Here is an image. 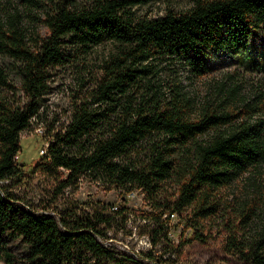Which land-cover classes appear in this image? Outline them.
<instances>
[{
	"label": "trees",
	"instance_id": "obj_1",
	"mask_svg": "<svg viewBox=\"0 0 264 264\" xmlns=\"http://www.w3.org/2000/svg\"><path fill=\"white\" fill-rule=\"evenodd\" d=\"M148 1L50 0L44 20L48 35L40 42H27L15 26L9 32L0 30V52L17 63L26 100L14 107L0 98V181L18 183L24 176L26 165L16 159L21 133L43 107L47 71L72 57L62 47L83 55L112 42L116 51L102 65L92 100L108 107L92 112L82 106L64 132L46 142L33 171L65 170L59 190L77 186L85 177L114 188L122 198L141 191L149 206L141 217L152 225L151 248L127 253L125 264H178L185 243L204 239L203 221L224 210L219 190L264 163V127L234 124L238 116L218 106L207 105L193 113L180 95L160 102L156 92L138 94L151 72L148 62L160 55L182 56L199 74L211 72L209 61L221 52L244 62L242 54H248L250 45L264 41V0H192L180 13L168 11L156 18L137 15L133 8ZM248 63L264 71V60L249 55ZM6 79L0 70V85H6ZM1 190L0 261L13 257L6 236L27 246L28 264L119 263L115 248L105 243V227L124 214L123 205L110 216L104 211L32 213L20 209ZM187 210L175 246L169 237L170 215ZM238 218L240 225L228 229L225 250L251 264H264V233L243 236L244 226L253 219L251 208L246 206ZM190 227L193 234L183 240ZM161 238L176 248V254L168 246L160 254L153 251Z\"/></svg>",
	"mask_w": 264,
	"mask_h": 264
},
{
	"label": "rangeland",
	"instance_id": "obj_2",
	"mask_svg": "<svg viewBox=\"0 0 264 264\" xmlns=\"http://www.w3.org/2000/svg\"><path fill=\"white\" fill-rule=\"evenodd\" d=\"M76 2L84 4L87 0ZM191 3L192 0H149L135 6L133 10L139 16L156 18L168 11L183 12ZM50 5V0H0V30L9 32L15 26L25 35L27 42H40L48 35L44 20ZM61 51L72 57L47 71V93L44 95L43 107L21 133L18 160L26 165L24 176L18 183L12 179L0 181V188L3 195L13 200L20 209L32 213L92 214L104 211L110 216L115 213L110 209L111 206L119 209L123 205L124 214L116 215L105 228L109 244L115 248L118 264H125L129 260L127 253L151 248L152 225H148L141 217L149 210L143 193L137 190L135 198H122L114 188L99 185L85 177L81 178L77 186L59 190V181L67 176L65 170L47 174L33 171L41 158L40 151L47 147L46 142L64 132L82 106H87L92 112H101L108 107L106 104L96 105L92 100L97 81L102 75V65L116 51L115 45L105 42L83 55L71 48L62 47ZM247 53L242 54L244 62H240L239 57L219 53L214 60L209 61L213 68L206 74L196 72L190 60L182 56L160 55L148 62L151 72L138 94L151 96L156 92L160 102L170 101L180 95L183 101L192 106L193 113L207 105L218 106L220 110L226 108L238 116L234 124L260 123L264 127V71L248 63L249 55L264 60V41L260 43L255 40ZM0 70L7 77L6 85H0V98L14 107L25 104L18 65L3 52H0ZM155 138L158 139L157 136ZM145 154L143 152L139 158L144 159ZM218 195L224 202V210L219 216L203 221L200 231L204 239L185 243L177 258L178 264H251L238 254L228 253L225 243L228 229L240 225L238 217L246 206L251 208L253 219L244 226L243 236L245 234L249 238L264 233V163L250 167L221 188ZM187 214L189 210L170 221L171 240L175 246L180 243L179 236L184 227L182 222ZM193 232L191 227L184 230L183 240H188ZM5 239L6 248L13 257L9 262L0 261V264H28L25 259L27 246L20 239H8L6 236ZM166 246L168 243L161 238L153 251L160 254ZM168 247L176 254V248Z\"/></svg>",
	"mask_w": 264,
	"mask_h": 264
},
{
	"label": "built area",
	"instance_id": "obj_3",
	"mask_svg": "<svg viewBox=\"0 0 264 264\" xmlns=\"http://www.w3.org/2000/svg\"><path fill=\"white\" fill-rule=\"evenodd\" d=\"M45 146H47V143L45 144ZM40 153L41 154H44L45 153V147H44V149H42L41 151H40ZM16 159H18V155L16 156ZM136 191H130L126 196L128 197V198H130V199H133V198H135L136 197ZM118 208L117 207H115V206H111V210H113V211H116ZM173 219H170V221H172ZM170 225V224H169ZM169 233H170V238H171V228L169 229ZM106 244H108V245H110L109 244V240H107L106 242H105ZM111 246V245H110ZM112 247V246H111Z\"/></svg>",
	"mask_w": 264,
	"mask_h": 264
},
{
	"label": "bare ground",
	"instance_id": "obj_4",
	"mask_svg": "<svg viewBox=\"0 0 264 264\" xmlns=\"http://www.w3.org/2000/svg\"><path fill=\"white\" fill-rule=\"evenodd\" d=\"M175 217V215H170V219H174Z\"/></svg>",
	"mask_w": 264,
	"mask_h": 264
}]
</instances>
